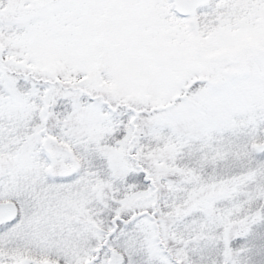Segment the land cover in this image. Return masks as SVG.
Here are the masks:
<instances>
[{"label":"snow or ice","instance_id":"1","mask_svg":"<svg viewBox=\"0 0 264 264\" xmlns=\"http://www.w3.org/2000/svg\"><path fill=\"white\" fill-rule=\"evenodd\" d=\"M0 264H264V0H0Z\"/></svg>","mask_w":264,"mask_h":264}]
</instances>
